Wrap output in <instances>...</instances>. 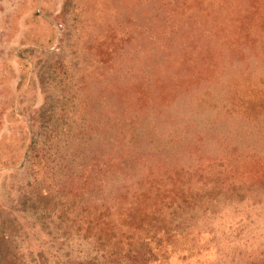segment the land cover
I'll return each mask as SVG.
<instances>
[{"label": "rangeland", "instance_id": "1", "mask_svg": "<svg viewBox=\"0 0 264 264\" xmlns=\"http://www.w3.org/2000/svg\"><path fill=\"white\" fill-rule=\"evenodd\" d=\"M250 154L264 0H0L2 264H264Z\"/></svg>", "mask_w": 264, "mask_h": 264}, {"label": "trees", "instance_id": "2", "mask_svg": "<svg viewBox=\"0 0 264 264\" xmlns=\"http://www.w3.org/2000/svg\"><path fill=\"white\" fill-rule=\"evenodd\" d=\"M218 162H219V160H217L216 162H214V161L213 162L212 161L207 162L208 164L203 165V167L213 169L214 165ZM243 162L246 165L244 170H246L245 173L248 177L251 176L252 178H256L258 180H262V178H264V159H261L260 156H257L255 154H250L243 159ZM201 166H202V164H201ZM216 168L219 171L217 175H222V176H226V177L235 176V174L231 172V169L227 170L226 168H223L222 166H217V165H216ZM179 197H181L180 199H183V201L186 199L185 195H181ZM160 207H162V206H160ZM172 207L178 208V209L181 208V207H177L175 204H173V206H168L167 209H170ZM135 236H136V234H134V237ZM140 241L142 242L143 240H140ZM135 242H137V240L133 242V245L135 244ZM137 243H139V242H137ZM137 243H136V245H137ZM141 244L142 243H139L140 246H141ZM130 255H133L134 258L143 260V258L145 257L144 255H146V253H145V251L143 253L133 252V253H130ZM2 260H3V235L0 234V264H2Z\"/></svg>", "mask_w": 264, "mask_h": 264}]
</instances>
